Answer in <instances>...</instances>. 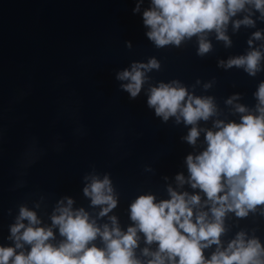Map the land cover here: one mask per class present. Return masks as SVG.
<instances>
[{
    "label": "water",
    "instance_id": "1",
    "mask_svg": "<svg viewBox=\"0 0 264 264\" xmlns=\"http://www.w3.org/2000/svg\"><path fill=\"white\" fill-rule=\"evenodd\" d=\"M140 0H0V246L15 247L11 228L21 207L34 211L41 226L52 227L59 207L83 209L101 230L113 228L112 217L121 232L134 226L130 205L141 195L157 200L170 198L168 189L199 193L176 177L189 173L186 157L206 148L201 131L196 145L184 138L191 126L164 121L147 105L150 86L173 81L200 98H212L216 115L199 121L200 129L215 130L217 120L239 122L236 105L256 113V92L264 82V61L255 76L242 67H226L232 58L253 50L264 54V39L249 40L264 33V16L246 8L232 17L225 29L230 43L218 39L213 30L205 33L211 50L199 55V36L185 38L177 47L158 48L148 40L142 13L150 0H143L140 12L132 10ZM249 17L254 25L235 22ZM131 41V47L128 42ZM155 58L160 68L146 73L147 82L135 99L123 90L117 73L133 62ZM231 105L227 101L232 97ZM111 181L116 208L100 213L106 205H92L84 188L93 177ZM197 210H201L199 207ZM203 211L210 213V205ZM27 225V221H22ZM221 235L222 249L240 233L246 240L258 239L264 246V205L246 217L228 212ZM59 245L64 237L53 228ZM134 258L148 264L158 244L146 243L138 233ZM24 244L23 241H21ZM105 248L101 236L92 242ZM30 245L22 249L27 253ZM217 251L205 250L210 258Z\"/></svg>",
    "mask_w": 264,
    "mask_h": 264
},
{
    "label": "clouds",
    "instance_id": "2",
    "mask_svg": "<svg viewBox=\"0 0 264 264\" xmlns=\"http://www.w3.org/2000/svg\"><path fill=\"white\" fill-rule=\"evenodd\" d=\"M140 0L133 8V14L140 12ZM246 8H254L264 16V0H150L149 7L142 13L143 25L148 29L146 36L158 48L168 45L179 46L185 38L199 36V55L211 50L205 33L215 31L218 39L228 43L225 29L231 18ZM254 25L245 17L235 22ZM264 39V33L256 32L249 40ZM131 47V41L128 42ZM264 54L253 50L246 56L230 59L226 67H242L251 76L261 70ZM155 59L147 63L133 62L130 69L117 73L116 78L127 81L124 91L135 99L141 94L147 82L146 73L159 69ZM259 101L256 113L245 106L236 105L241 115L239 122L217 120L215 130L200 129L199 121H207L216 115L213 99L196 97L179 82L159 83L150 86L147 105L157 117L165 122L175 117L177 123L191 126L184 138L196 145L201 131L205 133L206 148L197 155L189 154L186 165L189 176L176 177L181 186L188 183L192 189H199L206 196L177 192L169 187L170 198L157 200L152 194L138 196L130 205V218L134 226L121 232L112 217L113 228L103 230L83 210H73V200H67V207H59L52 217V227L41 226L36 213L21 207L17 223L11 228L15 247L0 246V264H141L134 258L138 246V233H143L146 243L158 244L148 264H264V246L258 239L246 240L240 233L227 248L222 249L221 235L224 233V218L228 212L246 217L258 205H264V82L256 92ZM234 96L227 101L231 105ZM110 179L93 177L84 188V194L91 198L92 205H106L100 215H107L116 208L117 200L112 195ZM210 205V213L203 211ZM201 210H197V208ZM27 221V225L22 221ZM58 227L64 240L59 245L54 239L53 228ZM97 236L105 241V248L92 242ZM30 245L27 253L19 251L24 244ZM212 245L217 251L210 258L205 250Z\"/></svg>",
    "mask_w": 264,
    "mask_h": 264
}]
</instances>
